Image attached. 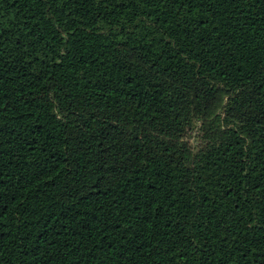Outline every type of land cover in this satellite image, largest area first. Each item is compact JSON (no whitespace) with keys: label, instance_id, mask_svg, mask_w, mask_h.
I'll return each mask as SVG.
<instances>
[{"label":"trees","instance_id":"obj_1","mask_svg":"<svg viewBox=\"0 0 264 264\" xmlns=\"http://www.w3.org/2000/svg\"><path fill=\"white\" fill-rule=\"evenodd\" d=\"M0 264H264V0H0Z\"/></svg>","mask_w":264,"mask_h":264}]
</instances>
